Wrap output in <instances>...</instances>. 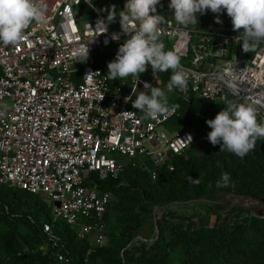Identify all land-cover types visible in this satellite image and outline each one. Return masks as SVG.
Instances as JSON below:
<instances>
[{"label":"built area","instance_id":"1","mask_svg":"<svg viewBox=\"0 0 264 264\" xmlns=\"http://www.w3.org/2000/svg\"><path fill=\"white\" fill-rule=\"evenodd\" d=\"M187 0H176L177 4ZM72 5L92 14L80 22ZM165 0H155L152 23L138 24L129 14L110 32L103 10L92 0H0V184L37 194L52 203L53 219L79 226L78 237L94 245L105 241L103 214L107 190L84 185V176L115 177L122 167L116 155L151 159L166 165L193 142L191 129H169L176 107L159 100H139L154 69L148 57L131 63L129 87L110 85L95 63L112 43L150 47L176 71L192 93L210 101H240L264 127V0L253 4L254 33L196 30L165 16ZM168 38V49L149 33ZM154 177V172H152ZM57 202L58 205L54 203ZM43 231L56 261L67 262L51 224Z\"/></svg>","mask_w":264,"mask_h":264},{"label":"trees","instance_id":"2","mask_svg":"<svg viewBox=\"0 0 264 264\" xmlns=\"http://www.w3.org/2000/svg\"><path fill=\"white\" fill-rule=\"evenodd\" d=\"M255 1L237 0L239 33H254ZM128 43L147 52L157 79L171 94L176 113L166 126L191 129L193 142L170 157L171 170L148 158L143 169L134 164L137 159L116 155L122 167L115 177L84 176L85 186L110 193L102 245L79 238V226L50 217L37 194L0 184V264H264V215L225 210L212 201L222 190L264 195V127L240 101L228 98L223 105L192 93L150 47ZM196 198L204 200L185 202ZM155 206L165 208L156 217L157 232L151 220ZM45 222L59 237L67 262L54 259ZM137 235L144 239L126 246Z\"/></svg>","mask_w":264,"mask_h":264},{"label":"crops","instance_id":"3","mask_svg":"<svg viewBox=\"0 0 264 264\" xmlns=\"http://www.w3.org/2000/svg\"><path fill=\"white\" fill-rule=\"evenodd\" d=\"M155 0H98L103 10L104 24L110 32L119 30L118 18L129 14L138 24L149 27L152 23V14ZM164 15L178 19L182 24L190 25L193 29L211 32H240V17L238 14V2H216L215 0H187L177 4L176 0H165ZM150 35L158 42H166L169 39L156 36L151 30ZM242 34V33H241ZM136 57H148L144 49L137 48L128 42L112 43L102 54H97L98 64L106 69L109 80L113 85L124 82V91L128 90L131 77V63ZM150 62L144 69H151ZM153 69V68H152ZM142 76L150 86L147 89L139 87L135 96L139 100H162L159 93L152 91L162 83L156 79L148 81L147 70H143ZM169 92V91H168ZM164 103V102H163Z\"/></svg>","mask_w":264,"mask_h":264},{"label":"water","instance_id":"4","mask_svg":"<svg viewBox=\"0 0 264 264\" xmlns=\"http://www.w3.org/2000/svg\"><path fill=\"white\" fill-rule=\"evenodd\" d=\"M216 199L212 200L213 202L220 204L224 206L225 210L231 209V208H243L251 210L259 215H264V195L260 197H255L251 194L247 193H234L226 190H222L217 192ZM204 200L203 198H196V199H190L185 202H192V201H199ZM55 205H58L57 202L54 203ZM158 207H154L152 211V219H153V225L155 232H157V225H156V211ZM137 239L143 240L144 238L141 235H137L133 237L126 246H129L133 242H135Z\"/></svg>","mask_w":264,"mask_h":264},{"label":"rangeland","instance_id":"5","mask_svg":"<svg viewBox=\"0 0 264 264\" xmlns=\"http://www.w3.org/2000/svg\"><path fill=\"white\" fill-rule=\"evenodd\" d=\"M215 1L216 2H221V4L223 2V0H215ZM230 1H232V3L235 2V0H224V2H226V3H229ZM92 2L94 4H96L97 6H99V4L95 3L93 0H92ZM72 9H73V12H74L75 16L79 19L80 22H83V21H86L87 19H89L90 14H89L88 10L85 9L84 7L72 5ZM170 41H171V39L168 41L169 44H170ZM162 43L165 46V48L168 49L169 44H166V42H162ZM146 79L149 81L151 79V77L148 75L146 77ZM152 91L157 92V93L160 94V96H162V100H163L162 102H164L166 104H170L171 103V99H172L171 94L168 92V90L165 87H161V85L158 88L153 87ZM229 99L233 101V99H231V98H229ZM228 100L222 101L224 103H221V102L220 103L223 104V105H228V103L230 102ZM6 104L7 105L10 104L9 99H1L0 100V108L4 107ZM43 203L47 206L49 216L53 217V215H52V203L49 200H47V199H43ZM174 206H178V205H174ZM164 209L165 208L157 209L156 217L161 215V213L164 211ZM57 220H60V219H57ZM151 220H153V219H151ZM93 237L94 236H91V239L89 240L90 243H92V244H93Z\"/></svg>","mask_w":264,"mask_h":264}]
</instances>
